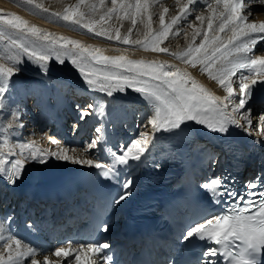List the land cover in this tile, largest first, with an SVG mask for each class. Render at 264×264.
Segmentation results:
<instances>
[{"label": "bare ground", "instance_id": "1", "mask_svg": "<svg viewBox=\"0 0 264 264\" xmlns=\"http://www.w3.org/2000/svg\"><path fill=\"white\" fill-rule=\"evenodd\" d=\"M172 1H175V7L177 8V12L174 14H170L168 11H166V16H164L165 23H171L173 16H180V7L188 3V0ZM206 1L196 0L195 3H198V5H203V3ZM142 2H145V0H142ZM214 2L215 0H213L212 3ZM146 3L148 5V11L147 13L136 14L135 25H133L130 19V21H128L129 24L125 25L127 28L121 29V27L117 26V22H114L112 26H109L112 32L114 33L116 29H119L120 32L126 34V32H128V29H136V39L138 38L142 40H146L150 34H158L160 30V17L158 18L157 23L154 24V22L151 21V3L149 0H146ZM195 3H193L192 5H194ZM244 3L248 5V7L246 6L244 8V14H252V6L250 7L249 5L254 4L255 2H252V0H244ZM256 4L260 3L258 2ZM52 5L55 6V8L58 10H64L65 7L71 6H67L66 2L62 0L61 2L58 0L52 1ZM31 7L27 8L29 10V13H31V15H37L38 17H28L27 14L26 16H24L21 10L16 9L13 6L5 5L3 2L0 1V16H4L5 18H7L9 14L17 16L20 19L26 21L28 25L35 26L36 28L41 29L44 32L65 37L69 40H76L81 44L89 45L93 48H100L103 50L102 54L109 57L126 54L127 58L131 60H143L145 62H155L173 65L175 69L181 72H187L189 76L193 80H195L200 87L204 88L211 95L220 97L222 99L227 96L224 87L221 86L216 80L210 78L207 72H202L199 64L193 67L189 64H186L183 59H177V55H182L183 53H185L186 50L175 51L173 50V48H171V50H169L167 53H161L153 52L151 50L145 51L143 48H140L139 46H133L131 44H118L114 40L104 42L101 40V37L95 36L93 33H89L87 30L80 28L79 25L68 24L57 16L46 14L41 10L33 9V7ZM78 11H80V9ZM161 15H164V11L160 14V16ZM209 15H211V12L209 10L206 12V14H202L201 16L204 17V19H197L198 24L194 29H200L202 31V27L206 26L205 30H207V17ZM187 17L188 13L182 18L183 21H185ZM88 20L93 22L90 16ZM248 22L264 23V15L261 16L255 14L254 20ZM179 23L181 22H178V24ZM217 23L218 22L213 23V28H216ZM0 29H2L5 33L3 37H0V65L12 70L11 76H5V82L10 81L13 87L17 88V91L14 90L15 100H12L11 98V94L14 93L13 91L12 93H8L9 95H7V98L11 99L10 105L13 107L11 109L15 110L17 108L15 101H25V98L27 96H32V94L34 95V98H38V95H40V98L37 102H41L44 104L42 106V112L36 113L34 120L30 112L19 111L15 112V114H13V112H10V114L7 115L3 113V105H5L7 101H5V103H0V119H3L0 122V158L5 160L3 169L0 170V237L5 238L6 240V238L10 239V237L16 238L17 236H22L23 241H19V247L21 251L26 250L28 248L32 249L31 246L35 245V247L32 249L33 255L23 257L21 264H32L33 259H36L37 264H40V253L44 252V248L41 243L35 240L36 236H39L42 239H47V237L50 238V236H57L59 242H67L66 247H70L73 250L78 248L75 246L77 241L76 239L71 236L65 237L62 235V221L56 223L57 217L55 209L57 207V204L51 203L47 205L44 202H40L39 195L44 189H46L50 185V183L52 182V180H54L55 177L64 176L65 172H85L86 174L91 175L93 172L96 171L97 168L95 167V163L93 161L92 166H89L83 163H73L71 160H63L53 155H50L53 152H51V150H49L48 148H44V146H41L38 140H33L34 142H28L27 144L21 139L22 134L27 133V131H37V133H34V135L38 136L42 125L46 124L50 120H54V122L56 123L54 126L58 127V130H60V132L64 134V130H68V126L71 125L73 120L77 118L83 104L90 99L92 100L93 110L91 117L85 123L87 126L91 124L92 121H96L98 115L102 116V119L104 121L117 120L118 123H120L130 120V118H132L133 110L136 107H143V112L146 115V122L144 123L145 127H141L142 129H139L140 139L142 138V133H145L146 135L143 138L145 140V151L140 156V158L136 160L129 159L126 163L121 164L115 159V157L118 156L120 153L114 152L109 147L104 149V153L108 157V159L105 158V162L103 164L108 163V166L112 165L114 167V170L122 176L124 181L129 179V172H134L133 180L137 177L139 172L147 164V158L151 154L153 144L160 136L166 134L167 130H175L176 134H179L180 130L189 132L194 137V144L200 145V143H206L208 148H212V146H210L209 140L206 138L205 135H203V128L207 127L205 124L198 123L196 120H184L176 127H169L166 130H154L149 124V120L155 116L156 102L150 97L136 92L132 88H125L123 90L118 89L109 93L108 90H100L98 89V87L90 86L85 82V80L81 76L80 71L70 62V59H68L67 57L63 58L62 62H60L53 55L46 62H37L34 58H30L24 51L17 48L11 43V39L9 37L13 39H19L18 34L14 32V30L8 28L5 25H0ZM193 31L194 30H192L191 32L187 31L188 39L192 38ZM208 33L209 35H212L211 30H209ZM219 35L221 37H224L225 33H219ZM28 38L32 39L31 37ZM167 38L165 40H167ZM253 38L258 39V43L255 44L252 51L247 54L245 59H251L255 56L264 57V53L260 54L262 50L264 51V39H260L259 37ZM165 40L159 45L160 47H164L163 43H165ZM125 49H128L126 53L124 52ZM184 49H186L185 46ZM240 72H244V74L246 73L247 77H251L252 75L251 70L243 69L237 72L234 76H232L229 79L228 83L230 84L231 80L237 77L238 73ZM257 78L259 79V77ZM263 81L264 80H258L257 83H255L249 88L248 92L253 97L255 95H262L260 85ZM241 83L242 81L240 82V84ZM239 86L237 89L234 88L235 94L232 96V98H230L228 102H226L227 108H224V105H221L220 107L224 109L228 117L235 116V118L240 121L241 125H237L231 122H224L223 126L234 130H242L250 134L253 133L255 136H257L256 131L254 130L251 132L246 131L243 126L244 124H246V122L240 117V115L238 116L237 113L234 114L232 112L233 107L230 101L233 99L236 101L235 104L237 103L236 105H238L240 99ZM37 87L40 88L41 92H39L38 90L36 92ZM68 92L71 94H68ZM54 96H58L59 98L58 100L53 99V107H50L48 105V99ZM78 101L84 102L81 106H77L75 104H78L76 103ZM255 101V99L246 100L245 107L241 111L247 112L248 114L253 111V115L256 109ZM97 112L99 113L96 115ZM252 115L249 114L251 120L255 119ZM24 120L27 122L31 121L33 125L27 124ZM81 128L83 127H79V129ZM135 130H131L130 133H134ZM104 132L105 131H103V134L101 136V139L103 141L105 140ZM48 137H51L49 138L51 139V141L53 140V136ZM114 137L115 132L113 131L111 135L107 137V140L110 141V144H114ZM124 138L125 133H122V139L124 140ZM256 138L262 143V140L259 137ZM35 150H40V153L38 154L37 158L33 159L32 152ZM41 154L46 155H43V158H41L39 157V155ZM69 157L73 156L69 155ZM81 157H83L82 159H79L81 161L92 160V158L86 156ZM212 157L213 153H211L210 156L207 157V159L209 160ZM217 158V166L215 167V170L218 169L219 162L222 164L224 163V153L219 152ZM193 159L195 164H199V167H201L202 164L207 162V160L205 161V158L202 157L201 153H194ZM16 160L25 161L24 166L19 171V173H17L13 165V162ZM217 171L215 172V175L218 174ZM133 191L134 189H130L128 191V189L126 188V193H132ZM125 201L126 198L119 202V206L115 207L110 212V217H113L116 213H118V209L123 205ZM22 207L28 208L29 214H32V209H42L43 207L42 210L44 212L42 214H39V216L45 215V218H42L45 219V221L42 222L43 220H37L35 222L31 221V224H26V222H24L21 217ZM50 214L52 215L50 218H48V215ZM13 215L15 216L13 217ZM17 217L18 220L15 222L14 219ZM48 219L50 222H48ZM10 226L13 230L12 235H9ZM41 226L44 229L43 231H45L44 236L46 237L41 236L37 233L38 229H40ZM39 232L42 233V231ZM59 232H61V234H59ZM80 245L84 246L88 245V243L85 240L82 241ZM7 247L9 248L8 245ZM7 247H5V251L7 250ZM16 248V244L12 247L10 246L9 248L11 249L13 255H15ZM9 249L5 258H7L8 256ZM46 252L47 251H45V253ZM52 253L53 254L51 255L50 253H48V255L44 257L46 263L48 262L49 264H58L62 257H57L55 255L56 252L54 251ZM93 257L95 264L98 261L96 253L93 254Z\"/></svg>", "mask_w": 264, "mask_h": 264}, {"label": "snow or ice", "instance_id": "2", "mask_svg": "<svg viewBox=\"0 0 264 264\" xmlns=\"http://www.w3.org/2000/svg\"><path fill=\"white\" fill-rule=\"evenodd\" d=\"M196 0H188V3L180 7V16H173L171 23H165L164 15L160 16V30L158 34H150L144 41L139 39L131 41L127 34L122 35L119 29L115 30V35L110 28L98 29L95 23L86 18L84 12L78 11L85 0H79L74 6L65 7L63 12L50 13L57 16L71 25H79L89 33L95 36L103 37L108 41H116L118 44L133 45L143 48L145 51L167 53L168 48L159 45L167 38L173 25H176L180 19L189 12V5ZM264 3V0H257ZM24 3L41 9L47 13L48 9L42 3H36L35 0H24ZM113 7L107 10V15H101L100 20L107 22L115 14L120 18V13L130 17L133 25L136 24V14L147 13L148 5L142 0H135V4H124V0H112ZM93 11L96 5H87ZM222 6V7H221ZM247 5L244 0H215L214 3L208 4V10L211 15L207 17V29L212 31L209 35L205 30L203 39L199 46H189V50L182 55H177V59H183L186 64L195 67L200 65L202 72H207L210 78L216 80L224 87L227 96L223 99L208 93L200 87L187 72H181L174 68L173 65L164 63L145 62L143 60H131L126 54L117 56L103 55V50L93 48L89 45L81 44L76 40H69L65 37L44 32L35 26L28 25L26 21L17 16L9 14L7 18L0 16V25H5L14 30L19 39H11V43L17 48L24 51L30 58L37 62H46L53 55L58 61L62 62L63 58L70 59L72 64L80 71L85 82L100 90H108L109 93L114 90H123L132 88L156 102L155 116L149 120V124L154 130L167 129L176 127L184 120H196L203 123L213 130H223L224 122H231L241 125L235 116L228 117L221 105L227 108V103L235 94L233 87L228 83L229 79L237 72L243 69H249L252 72L251 77H242V83L239 86V103L233 105L232 112L239 113L240 117L246 122L244 128L246 131L255 130L252 126V120L247 112L241 110L245 107L246 96L249 88L257 83L258 80H264V57L255 56L251 59H245L249 54L259 37L264 39V23L246 22L251 13L244 14V8ZM198 20L204 17L198 16ZM218 22L216 28L213 23ZM132 29H128L130 33ZM200 29H194L192 39L200 35ZM219 33H225L221 37ZM5 35L0 29V37ZM31 37L32 39H29ZM134 50V48H133ZM128 49H125L126 53ZM0 74L11 76L12 70L0 65ZM259 77V79L257 78ZM250 81V83H249ZM259 130L264 135V116L260 117ZM146 134H141V139L134 140L122 155L116 156V160L124 164L129 159L136 160L145 151ZM95 146V141L91 147ZM40 150L32 152V158L38 157ZM41 154L39 157L43 158ZM59 159L71 160L73 163H83L92 166L91 160H79L67 155L66 149L60 152L51 153ZM25 161L16 160L13 162L14 169L19 173L23 168ZM5 160L0 158V170L3 169ZM95 167H104L101 164H95ZM217 182H213L216 185ZM128 185H125L127 188ZM256 184L248 185L246 197H239L235 200L236 208L231 210L230 214L220 215L207 220L192 228L187 236L200 234L201 237H207L212 243L222 246L224 254L235 259V264H249L245 258V253L249 250L257 251L264 248V191H253ZM127 193L121 196L125 199ZM258 197V199H254ZM119 201H117L118 203ZM243 207H240V204ZM250 209L253 211L249 212ZM2 238V237H0ZM240 244V251L233 252L229 246H235L236 242ZM17 245L15 255L9 249L8 256L5 258L0 255V264H21L22 258L33 255L32 249L28 248L21 251L20 242L14 241ZM89 247V254L99 253L102 248ZM217 250L209 249L207 255L215 257ZM55 255L57 257H67L69 251L61 248ZM77 264H92V260L87 255L76 256ZM32 264H37L33 259ZM212 264V261H209Z\"/></svg>", "mask_w": 264, "mask_h": 264}, {"label": "rangeland", "instance_id": "3", "mask_svg": "<svg viewBox=\"0 0 264 264\" xmlns=\"http://www.w3.org/2000/svg\"><path fill=\"white\" fill-rule=\"evenodd\" d=\"M0 1L3 2L5 5L13 6L16 9L21 10L23 12L22 14L24 16H26V14H27L28 17H32V16L38 17L37 15L35 16V15H31V13H29V10L27 8H30L32 5H28V4L24 3V0H17L18 2L16 0H0ZM52 1H57V0H35L36 3H42L44 5V7L48 9V12L46 14L63 12V9L62 10L56 9L55 6L52 5ZM58 1L61 2V0H58ZM62 1H65L67 6L68 5L74 6L79 2V0H70V1L69 0H62ZM149 1L151 3L150 10H152L151 21L154 22V24L157 23L158 18L160 17V14L163 11H164V16H166V14H165L166 11H168L170 14H174L177 12V8L175 7L176 6L175 1H172V0H149ZM212 2H213V0H207L206 2L203 3V5H198V3L197 4L195 3L194 5H192V4L189 5L188 17L186 18L185 21H183V19H182L179 21L181 23H179V24L177 23L176 25H173V27L171 29L172 31L170 30V34H169L167 40H165V43H163V46L165 48H168V50H171V48H173V50H175V51L176 50L188 51L189 49H187V48H189V46L191 44L193 47L199 46L202 39L204 38L203 33L206 29V26L202 27V31L200 32V35H198L195 38V40H193L190 37H189L190 39H188L187 31L191 32L192 30H194V28L198 24L197 23V17L201 16L202 14L203 15L206 14V12L208 11V3H212ZM253 2H255V3L249 5L250 7L252 6L251 11L253 13L248 17V20L246 22L253 21L255 14H258L261 16L264 15V3L256 4V3H258L257 0H255ZM16 3H18V4H16ZM129 3L134 5L135 0H124V4H129ZM87 5H96L95 11H93ZM32 7H33V9H36L34 6H32ZM112 7H113L112 0H85V3L83 5H81L80 11L81 12L83 11L84 13H86L87 19H89V16H90L92 18L93 22L94 23L96 22L95 27L98 29L109 28V26H112V24L114 22H117L116 23L117 26L121 27V29L127 28L125 25L129 24L128 21H130V17L127 15H124L123 12L120 13V18H117V16L114 14L112 16V18L110 20H108L107 22L100 20L101 15H107V10L111 9ZM247 7H248V5H247ZM37 10H41V9H37ZM95 14H97V15H95ZM50 25H53V24H50ZM79 27L84 29V30H87L81 26H79ZM174 30H175V32H174ZM207 31L209 32L208 29H207ZM120 33L122 35L125 34L123 32H120ZM136 33H137L136 29L132 30L130 33L126 32V34L129 36V39L131 41H135L138 39V38L136 39ZM113 35H115V32L113 33ZM101 40L104 42L108 41V40H105L103 37H101ZM139 40L144 41L142 39H139ZM184 46L186 49H184ZM180 48H182V49H180ZM263 53H264V51L262 50L260 54H263ZM245 74H244V72H240V73H238L237 77H235L233 80H231L230 85L233 87V89L238 88V86L241 82L240 79L242 77H247V74H246V76H245ZM5 81H6L5 75L0 74V87H1L0 103H3V102L5 103V101H7L5 103V105H3V109H4L3 113L8 115V114H10V112H12L11 108H13V107L10 105L11 99L7 98V95H9L8 93H12V91H13L14 93L11 94V98H12V100H15L14 99V96H15L14 90L17 91V88L13 87V85L10 83V81H7V82H5ZM37 90L39 92H41L39 87H37L36 92H37ZM68 94H71V93L68 92ZM66 96H69V95H66ZM39 98H40V95H38V98H36V97L34 98V95L32 94V96L26 97L25 101L19 100L18 102H15V104L18 105L16 110L18 111L20 109L23 112H30L31 116L35 120V114L41 113L42 112V106L44 105L41 102H37L39 100ZM58 98H59L58 96L50 97V99H48L49 106L53 107V104H54L53 99L58 100ZM83 102L84 101H81V102L78 101V102H76L78 104H75V103H73V104H75L77 106H81ZM230 102L232 104V107H233V105L237 104V103L235 104L236 101L233 99ZM0 107H1V105H0ZM255 108L256 109H255V112L253 115H252L253 111H251V113H249L252 116H254V118H255L252 120V126L255 129L254 131H256V133L262 139H264V135H262L260 130H259V126L261 123V122L259 123L260 117L264 116L263 104H258L255 106ZM92 110H93L92 100L89 99L81 107V110H80V113L78 115L77 120L73 121L69 127V130L66 131V138L63 137L62 134L59 133V131H57V129H58L57 127H54V125H53L54 121L50 120L46 124L42 125L41 130L38 133V136L34 135V133H37V131L36 132L29 131V132L22 135V140H25V142L27 144H28V142H34L35 140H38V142L41 144V146H44V148L45 147L48 148L53 153L60 152L61 149H66L67 155L70 153L69 155L73 156L74 158L76 157L77 159H82L83 157H81V156H86V157L92 158L91 161L95 162L97 159L101 160V158L103 157V152L101 151V148H100V144L102 141L101 136H102L103 130L106 133L105 135L110 134L112 131L115 132V136H116L115 140H116V142H118V147L117 146H115V147L117 148V152H120V154H123V152L128 148V146L131 145V143L134 140L137 139L138 136H139L138 139H140L139 129L141 127H145L144 123L146 122V118H145L146 115L143 112L142 106L136 107L133 110L132 118H130V120L120 122V123H118L117 120H115V121L108 120L107 122H104L102 117L99 115L98 119L96 121H92L91 126L89 128H87L88 126L85 123L91 117ZM97 114H98V112L96 113V115ZM237 114L239 116V113H237ZM1 120H3V119H0V122H1ZM25 122L27 124L33 125L31 121L30 122L25 121ZM79 127H83V128L79 129ZM134 127L136 128V130ZM131 130H135V132L131 134L130 133ZM122 133H125V137L126 138L128 137V138L121 140ZM48 136H53L54 137L53 140L51 141L49 139L51 137H48ZM94 141H95V146L91 147V145L93 144ZM194 149L196 150L197 153L198 152L201 153L205 159L208 156H210V154L212 152L216 153V154H213L214 156L211 159H209L207 166L204 167V168H206V171H209V170L212 171V169H214L215 165H216L218 152L214 149L207 148V146H204V145H196L195 144ZM55 150H57V151H55ZM22 213H23L24 220H27L26 223H30L31 222V215L28 214V210L24 208ZM38 214H39L38 210L34 209L32 217L35 219V215H38ZM9 243H10V245H9ZM9 243L5 244L6 246L4 245V247L3 246L0 247V255L4 254L3 256H6L5 254H6L7 250L5 251V247H7V245H8L10 248V246H12L14 243V239L10 238ZM56 248H58V246H55V249ZM6 249H8V247ZM53 251L54 250L52 249V251L50 252V255L53 254L52 253ZM2 252H4V253H2ZM43 254L40 256V264H47L48 262L46 263ZM69 256H67L65 258L62 257V259L58 263L68 264L69 261L71 262V260H74L75 256L74 257H69ZM71 264H73V263L71 262Z\"/></svg>", "mask_w": 264, "mask_h": 264}, {"label": "clouds", "instance_id": "4", "mask_svg": "<svg viewBox=\"0 0 264 264\" xmlns=\"http://www.w3.org/2000/svg\"><path fill=\"white\" fill-rule=\"evenodd\" d=\"M71 62V61H70ZM72 63V62H71Z\"/></svg>", "mask_w": 264, "mask_h": 264}]
</instances>
